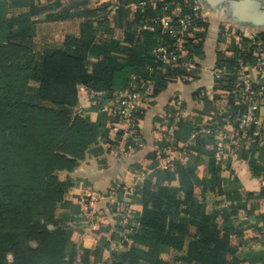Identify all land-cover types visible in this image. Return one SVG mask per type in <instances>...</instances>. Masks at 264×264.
Instances as JSON below:
<instances>
[{
  "label": "trees",
  "instance_id": "16d2710c",
  "mask_svg": "<svg viewBox=\"0 0 264 264\" xmlns=\"http://www.w3.org/2000/svg\"><path fill=\"white\" fill-rule=\"evenodd\" d=\"M83 2L61 8L59 1L47 8L48 24L75 19L80 24L77 33L40 46L39 21L33 16L43 8L33 5L29 12L8 17L6 3H0V264H76L67 220L57 214L69 189L60 175L73 173L91 153L97 159L102 156L99 164L107 163L91 112L75 113L78 87L112 94L136 77L138 83L152 82L149 105H153L170 84L181 81L180 69L160 65L154 55L157 46L171 42L170 37L160 30L142 29L145 15L152 13L150 6L143 14L138 0H127V8L112 14L108 4L89 8ZM176 2L165 1L168 12L178 17L188 10L175 9ZM205 25L202 22L185 40V57L201 52ZM219 107L246 111L239 97L235 101L228 95ZM104 114L110 127V115ZM207 120L193 112L181 117L178 129L189 121L201 129L217 125L212 118ZM239 135L246 138L233 132L227 151ZM212 136L200 133L188 147L206 156L207 177L200 178L194 167L188 168L184 157L173 171L156 169L154 181L137 185L127 195L125 204L137 226L129 235L131 242L104 264H246L239 255V244L249 231L239 216L246 206L232 195L233 187L223 186L222 163L210 153L215 144ZM163 143L146 155L153 166ZM117 220L113 238L118 235Z\"/></svg>",
  "mask_w": 264,
  "mask_h": 264
},
{
  "label": "crops",
  "instance_id": "0c3cea01",
  "mask_svg": "<svg viewBox=\"0 0 264 264\" xmlns=\"http://www.w3.org/2000/svg\"><path fill=\"white\" fill-rule=\"evenodd\" d=\"M59 1L62 4L61 8H66L73 1L79 0H0V3H6L8 17L29 12L33 5L43 8L42 12L33 16L34 20L39 21L36 40L40 46L57 36L78 32L80 24L78 19L49 24L46 22L45 19L49 15L47 8ZM198 1L204 7L206 24L203 30L202 50L194 56L199 68L198 74L194 80L188 81L189 83L179 81L170 84L166 90L155 97L153 105L146 106L140 126L143 144L138 151L126 155L110 153L104 141L109 131V119L100 111L99 106L94 105L89 99L87 94L90 89L85 86L78 87L77 105L84 108V114L87 111L91 112V119L96 123L99 131L97 140L104 146L107 163L99 164L98 159L102 156L97 159L91 153L73 173L60 175V179L69 185V189L64 201L59 205L57 214L67 220L64 224L68 229L69 243L76 247L75 252L78 255L76 264H104L114 251L123 249L116 247L113 243L116 238H113L116 231L115 216L108 200L102 203V210L105 213L102 223L94 229L87 227L83 214V198L86 192L98 191L108 198L109 193L115 189L118 193V202L125 204L127 195L132 193L137 185L150 179L154 181L152 175L156 169L174 170L161 168L157 162L155 166L151 165L146 160V155L153 152L156 144H159L157 127L178 102L185 110V115L195 112L207 120L220 112L223 116L229 114V109L219 107L223 96L228 95L235 101L238 99L233 92L235 86L238 87L244 78L235 71V67L239 56L251 53V46L247 39H238L235 33L228 36L226 32L237 30L243 35L262 36L264 18H261V14L264 11V0ZM85 5L95 8L106 4L105 0H84L82 6ZM122 16L124 20L128 19L126 13ZM217 70H222L219 78L215 76ZM253 82H256V78ZM197 126L199 124L191 121L182 125L176 132V143L179 147L186 149V154L182 158L186 157L187 167H194L195 173L203 178L209 174L208 160L201 153L189 149V143L195 140L191 139L192 131ZM207 135L204 134V136ZM243 135L246 138L243 137V139L239 135L222 161H215L222 163L221 177L226 180L223 186L233 187L232 195L246 206V210L239 211V216L243 219L241 222L249 230L246 231L242 240L237 239L242 241L240 244L238 242L240 258L246 264H264V133L255 128L249 135ZM254 139L256 142L253 141ZM247 145L255 148L249 149ZM210 153L214 160V151ZM257 168L262 171L257 173ZM222 199L225 205L230 204L224 196ZM137 209L139 212L142 210L140 206H137ZM117 233H119L118 230Z\"/></svg>",
  "mask_w": 264,
  "mask_h": 264
},
{
  "label": "built area",
  "instance_id": "2783aa9c",
  "mask_svg": "<svg viewBox=\"0 0 264 264\" xmlns=\"http://www.w3.org/2000/svg\"><path fill=\"white\" fill-rule=\"evenodd\" d=\"M166 0H138L137 8L141 13H146L148 6L151 7L152 14L145 15L142 29L149 32L160 30L164 35L170 37L171 42L160 44L154 50L156 62L165 67L177 68L182 71L180 80L191 81L198 74V66L194 57H185L184 42L192 34V30L197 29L202 22H205V11L203 5L198 0H177L175 9L186 6V12L178 17L171 15L168 11ZM109 5V11L115 14L119 10L127 8V0H105ZM235 33L238 39H247L251 46V53L239 56L235 71L244 79L240 81L238 87L235 86L234 93L246 106V111L235 113L229 112L227 116L223 113L215 114L212 119L214 126L207 128L193 129L191 139L194 140L201 133L212 134L215 137L214 159L222 161L227 156L225 148L226 141L233 132L249 135L255 128L264 133V34L243 35L237 30L227 33L231 36ZM201 40V38L199 39ZM222 70H217L216 78L220 77ZM256 78V82L253 80ZM253 79V80H252ZM154 86L152 82L138 81L133 77L123 90L109 94L104 90H88V97L92 103L99 106L103 113L110 115V127L104 141L110 149L111 154L126 155L139 150L143 144L141 138L142 114L149 101L152 100ZM75 113L84 114V108L77 105ZM185 116V110L180 102L173 110L166 114L163 121L157 127V142L163 143L157 165L164 169H174L177 161L186 154L185 147H179L176 143V132L181 117ZM220 122V123H219ZM108 200L111 208L117 211L114 213L118 223L119 231L114 240L116 247H124L131 242L129 237L137 226L133 218V211L126 204L118 202V193L113 189L108 198L102 193L94 190L86 192L83 198V214L86 225L94 229L100 225L105 217L102 210V203Z\"/></svg>",
  "mask_w": 264,
  "mask_h": 264
},
{
  "label": "water",
  "instance_id": "95a60500",
  "mask_svg": "<svg viewBox=\"0 0 264 264\" xmlns=\"http://www.w3.org/2000/svg\"><path fill=\"white\" fill-rule=\"evenodd\" d=\"M261 14V13H260ZM261 18H264V11H263V13L261 14Z\"/></svg>",
  "mask_w": 264,
  "mask_h": 264
}]
</instances>
